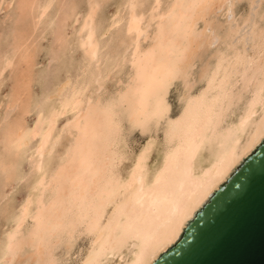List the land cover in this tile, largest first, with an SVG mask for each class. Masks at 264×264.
Here are the masks:
<instances>
[{
    "label": "bare ground",
    "instance_id": "1",
    "mask_svg": "<svg viewBox=\"0 0 264 264\" xmlns=\"http://www.w3.org/2000/svg\"><path fill=\"white\" fill-rule=\"evenodd\" d=\"M170 1L159 11L161 1L154 0L143 26L137 0H128L131 73L125 88L107 102L85 95L92 82L104 78L89 71L100 48L91 7L81 26V47L89 60L83 69L92 77L76 84L68 80L55 94L72 112L61 128L71 140L57 168L40 174L34 196L19 214L20 223L5 240L0 264L13 262L25 247L35 264H57L54 248L62 241L71 246L81 233L90 239L79 264H104L109 256L122 264H149L175 242L192 214L264 137V24L257 20L262 19V10L261 15L248 13L240 22L232 18L226 34L229 41L232 37L229 52L217 55L207 67L211 69L204 70L203 89L188 96L177 119L167 123L163 134L167 148L157 167H149L150 141L125 174L118 170L123 158L115 144L120 120L124 116L132 127L144 131L150 130L151 122L157 127L169 111V86L178 77L186 78L204 42L195 32L197 22L228 0ZM151 24L155 29L150 34ZM147 39L143 47L141 42ZM239 103L235 124L223 127L228 111ZM58 115L51 112L47 123L30 135H40L34 151L37 170L43 154L52 150L50 143L59 139H53ZM238 132L244 133L242 138ZM206 147L211 160L201 165L198 158Z\"/></svg>",
    "mask_w": 264,
    "mask_h": 264
},
{
    "label": "rangeland",
    "instance_id": "2",
    "mask_svg": "<svg viewBox=\"0 0 264 264\" xmlns=\"http://www.w3.org/2000/svg\"><path fill=\"white\" fill-rule=\"evenodd\" d=\"M160 1L159 11L171 2ZM219 4L196 24L195 32L204 37L203 46L194 56L187 79L178 77L169 86L166 96L169 111L165 118L159 121L156 128L151 122L150 130L144 131L141 127H132L124 116L125 120L121 117L123 120H120L115 142L123 156L118 166L121 173L129 170L137 154L150 141H153V146L149 167H157L167 148L163 136L167 123L177 119L188 96H194L203 89L206 80L204 70L212 67L217 55L229 52L227 47L232 45V37L229 41L226 34L232 28V18L240 22L248 13L254 11L261 15L264 10V0H234L233 4L232 0H228L225 6ZM92 6L95 9L94 37L100 48L94 63H91L93 71L91 67L89 71L92 75L100 72V79L104 78L100 80L101 84L92 82L85 95L94 101L100 99L107 102L125 88L131 73L128 62L131 36L126 32L128 0H0V258L7 236L20 223L21 210L34 196L40 174L43 171L52 173L57 168L71 140V135L61 128L71 118L72 112L61 106L60 98L55 94L68 80L76 84L92 77L89 71L86 73L84 70L89 60L81 47L84 33L81 26ZM153 6L154 0H137L136 11L144 17L143 26L150 18ZM258 18V24L262 26L264 14L262 19ZM154 24H151L148 33L153 32ZM247 28L243 31H248ZM141 43L145 47L149 40H142ZM240 104L242 107L239 103L234 110L231 108L228 111L223 127L235 124L241 112ZM55 111L59 115L53 139L55 136L59 139L56 143L52 141V146L50 143L52 150L48 148L41 158L42 171L37 170L34 151L40 135L34 138L30 135L41 124L43 127L47 123L46 116ZM237 134L238 138L244 135L243 132ZM210 160L211 153L206 147L201 151L198 162L207 165ZM28 221L23 226V232H26ZM81 234L77 235L75 242H71V246L62 241L66 245L60 243L54 248L57 264L80 263L90 239L86 233ZM28 253L29 248L25 247L10 264H35ZM116 262L122 264L118 257L109 256L104 264Z\"/></svg>",
    "mask_w": 264,
    "mask_h": 264
},
{
    "label": "water",
    "instance_id": "3",
    "mask_svg": "<svg viewBox=\"0 0 264 264\" xmlns=\"http://www.w3.org/2000/svg\"><path fill=\"white\" fill-rule=\"evenodd\" d=\"M149 264H264V137Z\"/></svg>",
    "mask_w": 264,
    "mask_h": 264
}]
</instances>
